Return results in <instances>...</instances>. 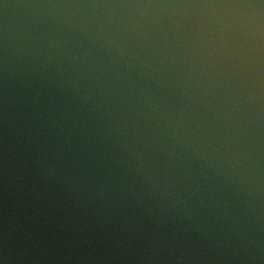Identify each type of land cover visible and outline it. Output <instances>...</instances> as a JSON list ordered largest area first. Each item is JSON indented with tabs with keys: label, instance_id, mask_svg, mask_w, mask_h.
<instances>
[{
	"label": "water",
	"instance_id": "obj_1",
	"mask_svg": "<svg viewBox=\"0 0 264 264\" xmlns=\"http://www.w3.org/2000/svg\"><path fill=\"white\" fill-rule=\"evenodd\" d=\"M0 264H264V0H0Z\"/></svg>",
	"mask_w": 264,
	"mask_h": 264
}]
</instances>
